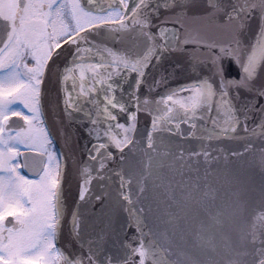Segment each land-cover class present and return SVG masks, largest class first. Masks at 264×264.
Here are the masks:
<instances>
[{
    "label": "water",
    "instance_id": "1",
    "mask_svg": "<svg viewBox=\"0 0 264 264\" xmlns=\"http://www.w3.org/2000/svg\"><path fill=\"white\" fill-rule=\"evenodd\" d=\"M84 61L140 74L121 149L66 105L64 76ZM192 87L189 108L167 99ZM39 104L68 264H264V0H142L54 50Z\"/></svg>",
    "mask_w": 264,
    "mask_h": 264
},
{
    "label": "flooded vegetation",
    "instance_id": "2",
    "mask_svg": "<svg viewBox=\"0 0 264 264\" xmlns=\"http://www.w3.org/2000/svg\"><path fill=\"white\" fill-rule=\"evenodd\" d=\"M141 2L0 0V264H68L55 243L61 155L39 104L43 73L67 39L123 21ZM139 77L114 63H76L63 80L66 105L91 127L98 115L109 142L121 149L134 130ZM178 93L182 99L176 102ZM198 96L192 87L167 99L189 108Z\"/></svg>",
    "mask_w": 264,
    "mask_h": 264
}]
</instances>
